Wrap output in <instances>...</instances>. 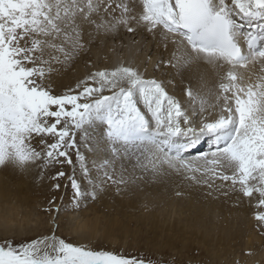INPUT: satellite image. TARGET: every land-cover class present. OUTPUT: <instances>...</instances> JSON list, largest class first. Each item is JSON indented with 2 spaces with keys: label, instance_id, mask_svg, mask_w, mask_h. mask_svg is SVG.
<instances>
[{
  "label": "snow or ice",
  "instance_id": "1",
  "mask_svg": "<svg viewBox=\"0 0 264 264\" xmlns=\"http://www.w3.org/2000/svg\"><path fill=\"white\" fill-rule=\"evenodd\" d=\"M120 29L173 48L165 64L177 72L210 66L218 77L212 111L198 92L189 87L182 101L139 65L98 67L92 48ZM82 57H89L84 77L56 91L55 75ZM239 69L249 70L247 80ZM197 99L199 113L187 107ZM204 142L207 151L198 147ZM82 148L110 158L90 168ZM56 165L51 188L66 177L73 210L108 184L119 192L167 166L247 199L264 236V0H0V166L43 175ZM67 207L53 196L42 209L51 216L50 235L0 239V264H202L198 252L181 259L182 249L125 257L67 242L56 235Z\"/></svg>",
  "mask_w": 264,
  "mask_h": 264
},
{
  "label": "bare ground",
  "instance_id": "2",
  "mask_svg": "<svg viewBox=\"0 0 264 264\" xmlns=\"http://www.w3.org/2000/svg\"><path fill=\"white\" fill-rule=\"evenodd\" d=\"M146 35L147 34L138 31L137 34L133 36L124 29L110 33L102 37L101 47L92 48L90 58L97 63L98 67L112 66L117 64L120 60L131 62L135 65H139L141 71L146 70L147 78L163 80L169 94L176 96L178 99L187 101L188 97L185 95V90L190 87L194 92H198L199 96L206 101V108L213 104L215 102V91L218 81L216 72L210 66L204 65L203 63L199 65H188L181 72H177L176 69L166 66L165 64L171 57L174 49L169 47V49L165 50V48L158 41L153 40L151 36L145 39L144 36ZM120 42L121 44H119ZM113 49H115V52L112 51ZM88 59L89 57H82L66 68H63L62 71L56 75L57 86L59 87L56 91L61 92L64 88H74L76 82L83 78L87 71L85 65ZM239 71L243 73L247 80L249 77V70L239 69ZM255 73L259 74V65L256 66ZM254 79L255 76H253V80ZM187 107L189 110L194 108L195 111L199 113L200 99H197L194 104L187 105ZM208 111L211 112V108H208ZM198 147L201 151L208 150L207 142L202 143ZM82 151L87 158L90 168H92L93 161L99 164L102 159L106 157L110 158V154L105 153L103 149L90 152L83 148ZM193 153L194 155L197 154L193 151L191 155H193ZM124 163L127 166V171H131V165L128 164V161L125 160ZM119 168L120 165L118 163L117 169L119 170ZM166 169H168L167 166H164L155 175L146 174V180L138 184H130L127 188L122 187L121 190L124 191V194L131 196H134V194L148 195L150 198L146 199V203L155 206L159 203L157 200H161L166 193L171 192L174 184L183 182L181 175L177 174L175 171L170 174L164 173ZM15 171L11 170L9 167L0 166V236L16 238L23 236L33 237V235L39 236L41 231L44 233L48 230L46 229L47 224L41 219V216L33 212L38 202V193L40 192L38 188L34 186L33 182L36 181L35 177L37 173L34 170L32 171V167L25 170L17 169ZM3 172L5 173L1 174ZM77 175H79V170L77 171ZM92 175H97L95 169H92ZM125 175H127V172ZM137 175H140L139 170L137 171ZM19 177L23 182L16 180V178L18 179ZM28 178L31 180V183L27 182ZM196 183H194V185H196ZM190 185H192V183H190ZM176 187H180V185H176ZM112 190V188L106 185L104 191L97 193L96 201H100L102 207H99L95 199L88 198L83 203V205H85L87 202H92L88 204V209L75 214L76 212L71 208V205H68L67 210L62 211L60 217L61 224H69V226L66 227L68 229V232H66L68 236L63 235L62 238L66 240L69 234H74L75 239L82 242L84 240L87 244H93L94 241L98 240L104 243L108 240H112L110 238L115 230L118 231V229L125 228L126 225L124 223L117 220L108 221V218L104 216L106 214L102 216V214L98 213L99 211L103 212V208H109L106 205L109 202L113 205L112 208L118 209L117 213H120L125 208L126 205L116 197V194H114ZM224 191H226V189L217 191L214 198L211 197L205 200L206 196H203L205 193L204 188H193L189 198L183 200L181 205L170 201L168 203L169 206H165L168 207V212H171V215H173L175 223L170 224L167 222L166 226L164 225L165 220H163L158 224L157 228L161 231L170 229L172 231H170L172 236L179 235L182 237L184 235L185 238L193 239L199 243V245L206 248L205 250L211 249L210 246L213 244L215 247V258L220 257L224 253L223 250H225V252L226 250H231L232 248L229 249V246H231L233 242L236 243L238 239L243 240L242 246L245 252H252L254 249L258 251L260 246L257 245V242L264 240V237L259 235L260 231L257 228L256 221L250 220V217L248 218V215L252 216L256 209L250 205L247 199H238L233 193L224 195ZM62 204L63 203L59 204V206L63 207L64 205ZM110 209L111 208L108 210L110 211ZM150 211L152 212V210ZM215 211L221 214V220L218 224L212 225L210 221ZM183 220H185V223H180ZM244 222L248 224H244ZM244 259L248 262L255 261V258L252 259V255L247 257L244 256Z\"/></svg>",
  "mask_w": 264,
  "mask_h": 264
},
{
  "label": "rangeland",
  "instance_id": "3",
  "mask_svg": "<svg viewBox=\"0 0 264 264\" xmlns=\"http://www.w3.org/2000/svg\"><path fill=\"white\" fill-rule=\"evenodd\" d=\"M122 41V40H120ZM121 44V42L119 43ZM62 71V70H61ZM57 76L54 77V87L55 90L59 88L57 86ZM65 90L67 88H64ZM60 90L61 93L65 90ZM83 149V148H82ZM81 149V151H82ZM110 154V153H109ZM194 155V153H193ZM73 159L75 157L73 156ZM11 170L15 171L16 168L9 167ZM61 168L60 165H56L55 169L45 171L43 175H41V171L38 168L32 167V171L34 170L37 173L36 181L34 182V186L38 188L36 208L33 210V212L36 215H40L41 219L47 224V230L43 233V231L40 232L39 236L42 235H50L51 234V216L45 212L42 211L43 208H45L48 204V201L54 196L56 205L59 206V204L63 203L62 205H71L70 201L72 198V190L70 183H68L66 177L61 178L59 183L61 184V187L57 191H53L51 186L54 183V181L51 179V176L54 174L55 170H59ZM7 169V168H6ZM9 170V169H8ZM63 170L69 174H71V167L68 165L63 166ZM79 169L77 168V171ZM16 172V171H15ZM173 170L166 169L164 170V173L170 174ZM5 172L1 173L4 174ZM177 173V172H176ZM160 174V173H159ZM181 175V178L183 182L176 183L173 185L172 190L170 193H166L164 197L161 200H157L159 203L155 206H151L146 203V199L150 198V196L145 194H134V196L126 195L124 194V191H117V188L115 185L108 184V187L112 188L113 193L116 194V197L119 198L120 201H123V203L126 205L125 208L120 212L117 213V208H112L113 205L107 203V207L111 208L110 211L109 208H103V212L99 211L98 213L104 214L105 218H108L109 220H117L119 222L124 223L126 226L123 229L115 230L113 235L107 242L102 243L101 240L94 241V243H88L83 240H77L75 239L74 234H69V237L66 238L67 242L73 243L75 245H85L90 248L96 249V250H107L112 251L116 254L124 255L125 257H140V256H154L157 253L163 252L167 254L168 252H174L176 249H182L186 253V255L181 256V259H187V255H190L194 252H198L199 255L195 257L199 261L202 262V264H233V261L236 259H241L242 264L244 259L243 253L245 252L243 248V240L238 239L236 243H231V246H229V249L231 250H223V254L220 257H214V245L210 246L211 249L205 250L206 248L202 247V245H199L196 241L193 239L185 238L184 235L182 237L178 236H172L171 230L164 229L160 230L158 227V224L165 220V224L170 223L173 224L174 218L173 215H171V212H168L166 205L169 206V202L172 201L174 203H179L181 205V202L183 200L189 198L190 192L193 190V188H204L205 193L203 196H206L205 200H208L207 198H214V195L217 193L214 189H209L205 184V186L199 183H196V181L186 178V176L183 173H177ZM199 176V174H197ZM17 181H22L20 177L17 179ZM28 183H31V180L27 179ZM192 183V185H190ZM196 183V185H194ZM219 183V181L217 182ZM67 185V187H65ZM176 185H180V187H176ZM212 193L209 195V193ZM179 193L180 195H177ZM41 199V200H40ZM42 201V202H40ZM96 201V199H95ZM92 202H87L85 205H81L79 210H74L77 214L81 211L87 210L88 204H91ZM96 203L99 205V207H102L100 205V201H96ZM165 203V204H164ZM116 206V205H115ZM108 210V211H107ZM152 210V212L150 211ZM116 212V213H114ZM64 213V212H63ZM62 214V213H61ZM111 215V216H110ZM76 216V215H75ZM108 216V217H107ZM221 214H218V211L214 212L212 214L211 224L216 225L221 220L220 218ZM250 217V220L255 221L253 219V215H248V218ZM217 218V219H216ZM63 222V221H62ZM73 222V220H72ZM180 223H185V220H183ZM215 223V224H214ZM63 224V223H62ZM61 224L60 221V228L56 232V235L63 236L67 235L66 232H68V229L66 227L69 226V224ZM244 224H248L245 223ZM51 225V226H50ZM167 226V225H166ZM65 227V228H64ZM165 227V226H164ZM245 228V226H244ZM66 230V231H65ZM256 230V229H255ZM169 231V232H168ZM171 231V232H170ZM33 233V232H32ZM36 234V233H35ZM259 235H261L259 233ZM26 236V235H25ZM33 235V237H9L15 239L17 242L23 241V240H32L39 236ZM68 236V235H67ZM74 236V237H73ZM262 236V235H261ZM168 237V238H167ZM264 237V236H262ZM3 236H0V239H2ZM80 241V243H79ZM78 242V243H77ZM96 242V243H95ZM109 242V246H108ZM112 246H111V244ZM114 243V244H113ZM260 243V244H259ZM87 244V245H86ZM198 245V246H197ZM257 245L260 246L258 251L254 249L252 251V259L255 258V261H247V264H264V240L257 242ZM224 247V246H222ZM234 247V248H233ZM220 248V247H219ZM213 250V252H212ZM234 250V251H233ZM210 251V252H209ZM233 251V252H232ZM230 252V253H229ZM260 252V253H259ZM213 253V254H212ZM257 253V254H256ZM225 254V255H224ZM254 254V255H253ZM213 255V256H212ZM260 255V256H259ZM254 256V257H253ZM259 256V257H258ZM213 257V258H212ZM257 257V258H256ZM244 259V260H243ZM262 261V262H261ZM261 262V263H260Z\"/></svg>",
  "mask_w": 264,
  "mask_h": 264
}]
</instances>
